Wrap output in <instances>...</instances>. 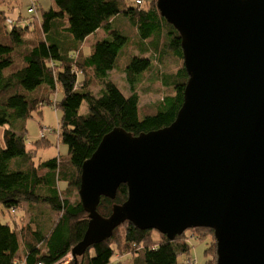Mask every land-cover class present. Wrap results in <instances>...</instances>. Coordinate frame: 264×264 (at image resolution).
Here are the masks:
<instances>
[{
  "label": "trees",
  "instance_id": "trees-1",
  "mask_svg": "<svg viewBox=\"0 0 264 264\" xmlns=\"http://www.w3.org/2000/svg\"><path fill=\"white\" fill-rule=\"evenodd\" d=\"M48 2L45 7L38 6L36 13H30L38 20L40 31L30 37V22L9 27L2 23L4 17L9 18L6 13L13 4L10 6L11 0H0V206L12 216L20 207L29 215L27 225L22 226L16 217L0 218V264H55L66 257L82 238L88 223L80 200L71 201L79 187L82 163L115 127L136 135L170 124L181 106L187 80L183 64H178L174 73L161 69L164 26L162 44L172 51L177 62L183 61L179 33L159 14L155 0L141 6H131L128 0ZM128 6V20L118 25L117 17ZM130 25L137 30L134 46L151 53V58L128 55L126 64L119 65V53L128 44V37L121 32ZM99 29L105 35L82 53L80 44ZM116 66L126 75L129 95L105 80ZM145 71L150 72V86L159 82L162 87L171 88L172 93L142 109L137 89ZM94 83L102 84L97 92L92 89ZM60 90L58 133L67 145L68 156L65 161L52 156L35 162L25 142L24 121L32 110L51 103L50 93ZM83 100L88 110L82 114L79 108ZM54 107L57 108L56 103ZM37 145L44 146L45 142ZM126 198L127 186L121 184L113 199L100 197L97 211L108 216L112 205ZM45 208L55 215L47 230L41 229L39 219L33 218L43 214ZM0 211L3 214L1 208ZM122 224L110 237L89 246L77 259L71 258L65 264H121L122 260H112L118 250L127 256L134 254L133 264H178V255L190 251L189 242L182 239L185 232L172 240L163 234L154 238L152 230H141L128 221L121 230ZM210 244L211 241L205 249L208 257L204 264H215L216 248ZM189 259L184 260L186 264Z\"/></svg>",
  "mask_w": 264,
  "mask_h": 264
},
{
  "label": "water",
  "instance_id": "water-1",
  "mask_svg": "<svg viewBox=\"0 0 264 264\" xmlns=\"http://www.w3.org/2000/svg\"><path fill=\"white\" fill-rule=\"evenodd\" d=\"M179 33L187 80L174 120L106 133L81 165L88 223L72 258L131 222L172 240L213 231L215 264H264V0H156ZM127 198L111 213L100 197Z\"/></svg>",
  "mask_w": 264,
  "mask_h": 264
},
{
  "label": "rangeland",
  "instance_id": "rangeland-1",
  "mask_svg": "<svg viewBox=\"0 0 264 264\" xmlns=\"http://www.w3.org/2000/svg\"><path fill=\"white\" fill-rule=\"evenodd\" d=\"M12 3H10V6L13 4V8L10 11H7L6 15L14 19L15 23L19 24H25L30 22L29 31L30 37H33L37 34L39 31V26L37 25L38 20L33 19L32 16L34 14H30L27 12V8L31 4V0H11ZM15 2V3H14ZM156 2V0H155ZM47 3V4H46ZM35 4L38 6L43 5L44 7L49 5V2L45 0H35ZM128 4L133 6L134 0H128ZM1 5V4H0ZM129 6L125 8L122 11L123 15H120L116 19V23L119 25L124 24L128 19L125 17L126 14L129 12ZM40 10H38V17H40ZM5 15V16H6ZM19 16L22 17V19H19ZM32 17V18H31ZM33 20H31V19ZM6 17L2 19V23L6 25ZM19 21H16L18 20ZM30 20V21H29ZM32 22V23H31ZM7 26V25H6ZM125 34L121 32L123 35H126L128 37L127 45L124 46L121 50V54L119 53L118 58V64L124 65L126 64V56L128 55H138V56H146L150 57L151 53L149 52H142L137 47L134 46V43L136 42L137 35L135 34L136 28L133 25H130V27H127L124 29ZM166 30V27H163V32ZM101 34H103L102 31H100ZM137 32V30H136ZM163 32L161 34L162 38L160 40L161 50L163 51L164 56V63L161 66V69L165 73H174L177 69V65L183 64V62L178 61L172 56V51L165 48L162 44L164 42ZM105 34V33H104ZM102 36V35H101ZM87 41V40H86ZM87 44V42H85ZM160 48V47H159ZM80 49L82 50V53H85L84 51H87V46L85 47L82 43L80 44ZM81 54V53H80ZM158 54V53H157ZM151 58V57H150ZM183 61V59H182ZM156 62V60H154ZM157 63V62H156ZM155 63V66H156ZM91 75V73L89 74ZM150 78V72H144L143 76L141 78V81L138 85V94H139V102L140 107L143 109L148 104H150L153 101H156L166 93H172L171 88H165L162 87L159 82L155 83L154 86H150L149 83ZM105 80L112 81L118 88L121 90V92L125 95H129V82L126 78L125 73L121 72L120 70H117V66L115 69H112L108 72L107 77ZM102 84L101 83H94L92 85V89L94 92H97ZM148 88L151 90L148 91ZM62 97V91H56L50 93V101L51 103H44L39 106V108L32 110L31 114L25 119L24 123L26 126V139L25 142L28 146V148L31 149V153L33 155V159L35 162L48 159L52 156H58L62 161L66 160V156H68L67 151V145L64 144L60 138H59V124H60V117H61V109L59 108V105L57 101ZM54 103L57 104V108L54 107ZM88 110L87 103L85 100L82 101L79 111L80 113H86ZM44 127L49 128L48 130H44ZM45 138V139H44ZM0 141L3 142V126L0 125ZM45 142V145H37V143ZM35 146H38L35 148ZM75 199H79L78 196V190L75 191L74 196L71 198V201H74ZM0 208L3 211H0V218L6 220L7 218L12 219L16 217L17 220H20L21 226L22 224H26L29 220V215L27 212L25 213L24 209L20 207L17 210L16 215L12 216L7 210L0 206ZM47 208V207H46ZM43 214H40L39 216H33L34 220L39 219V224H41V229H49L51 226V219L55 218V215L53 212L50 211V209H46ZM40 210H42L40 206ZM21 217V219H20ZM32 222V220H31ZM38 224V223H36ZM27 225V224H26ZM124 223L122 224L121 230L123 229ZM18 226H16L17 228ZM19 229V227H18ZM185 234L182 235L183 240H187L190 244V251L188 253H182L178 255L177 262L178 264H186V261H184L187 258H191L192 262H189V264H204L205 260L207 259L208 255L205 253V249L208 246V243L211 241L210 245L216 243L213 236V232L209 228H188L185 231ZM183 232V233H184ZM182 233V234H183ZM152 235L154 238H159L161 233H159L157 230H152ZM181 240V238H180ZM212 247L210 246V249ZM22 249V248H21ZM139 250V249H137ZM92 252V251H90ZM141 252V251H139ZM125 252L119 251L116 252L113 261L119 259L122 260L121 264H133V260L135 259V255H124ZM71 255L68 254V258L70 259ZM67 257H64L59 262L61 264L65 263V260ZM68 259V261H69ZM212 263V262H211Z\"/></svg>",
  "mask_w": 264,
  "mask_h": 264
},
{
  "label": "built area",
  "instance_id": "built-area-1",
  "mask_svg": "<svg viewBox=\"0 0 264 264\" xmlns=\"http://www.w3.org/2000/svg\"><path fill=\"white\" fill-rule=\"evenodd\" d=\"M149 1H151V0H135V4H136V5H143V4H145V3L149 2ZM36 11H37V5L35 4V0H32L30 6L27 8V12H29V13H36ZM14 21H15L14 19L6 18V24H7L8 26H12L13 24H16ZM44 130H47V128L44 127ZM69 255H70V254H69ZM66 257H67V259L65 260V263H67V261H68V259H69V258H68V255H67ZM70 259H71V257H70ZM70 259H69V260H70ZM189 262H192V260L189 259V260H188V264H189ZM65 263H64V264H65ZM37 264H44V263H42V262H38ZM55 264H61V263H60V262H57V263H55Z\"/></svg>",
  "mask_w": 264,
  "mask_h": 264
},
{
  "label": "crops",
  "instance_id": "crops-1",
  "mask_svg": "<svg viewBox=\"0 0 264 264\" xmlns=\"http://www.w3.org/2000/svg\"><path fill=\"white\" fill-rule=\"evenodd\" d=\"M15 3V2H14ZM100 31H102L101 29H99V30H97L95 33H93V34H90V35H88L84 40H83V45L86 47L87 46V49L89 50V46L92 44V42H94L97 38H100V37H102V36H104L105 34H104V32H103V34H101V32ZM102 35V36H101ZM87 40V41H86ZM85 42H87V44L85 43Z\"/></svg>",
  "mask_w": 264,
  "mask_h": 264
},
{
  "label": "clouds",
  "instance_id": "clouds-1",
  "mask_svg": "<svg viewBox=\"0 0 264 264\" xmlns=\"http://www.w3.org/2000/svg\"><path fill=\"white\" fill-rule=\"evenodd\" d=\"M16 21H18V20H16ZM7 25V24H6ZM8 26V25H7ZM9 27V26H8ZM70 254V253H69ZM71 255V254H70ZM71 258H72V256H71Z\"/></svg>",
  "mask_w": 264,
  "mask_h": 264
},
{
  "label": "bare ground",
  "instance_id": "bare-ground-1",
  "mask_svg": "<svg viewBox=\"0 0 264 264\" xmlns=\"http://www.w3.org/2000/svg\"><path fill=\"white\" fill-rule=\"evenodd\" d=\"M134 4H135V1H134ZM136 5V4H135ZM138 6H141V5H138Z\"/></svg>",
  "mask_w": 264,
  "mask_h": 264
}]
</instances>
